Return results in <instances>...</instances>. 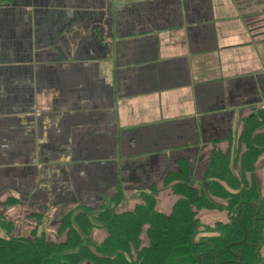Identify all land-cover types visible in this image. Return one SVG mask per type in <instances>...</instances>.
<instances>
[{"label": "crops", "instance_id": "1", "mask_svg": "<svg viewBox=\"0 0 264 264\" xmlns=\"http://www.w3.org/2000/svg\"><path fill=\"white\" fill-rule=\"evenodd\" d=\"M259 112L264 0L0 6V219L57 242L63 216L116 197L155 189L168 212L166 178L203 181Z\"/></svg>", "mask_w": 264, "mask_h": 264}, {"label": "trees", "instance_id": "2", "mask_svg": "<svg viewBox=\"0 0 264 264\" xmlns=\"http://www.w3.org/2000/svg\"><path fill=\"white\" fill-rule=\"evenodd\" d=\"M15 1L0 0V6ZM235 136V151L215 153L203 181L196 183L184 172L166 178L172 198L168 212L160 209L155 189L130 208L116 197L99 212L83 207L63 216L57 242L37 231L29 238L13 237L10 224L0 219V264H259L264 113L246 119ZM205 212L219 217L213 230L204 227ZM145 227L149 244L142 247ZM96 228L108 232L102 243L91 238ZM203 228L209 236H200Z\"/></svg>", "mask_w": 264, "mask_h": 264}, {"label": "rangeland", "instance_id": "3", "mask_svg": "<svg viewBox=\"0 0 264 264\" xmlns=\"http://www.w3.org/2000/svg\"><path fill=\"white\" fill-rule=\"evenodd\" d=\"M239 132V131H238ZM232 149H234V148H232ZM234 151H235V149H234ZM259 174V173H258ZM263 188H264V186H262ZM262 194H264V191H262ZM264 197V196H263ZM264 201V200H263ZM257 202H259V201H257ZM129 207L130 208V204L129 203H127L126 204V207ZM219 214V216H222V217H225V214L224 213H218ZM203 218H202V220H203V222H204V227H212V230L214 229L213 228V226H214V224L215 223H217V219L216 218H219L218 216H216L213 212H205V213H203L202 215H201ZM228 220V219H227ZM30 226V225H29ZM206 228H203L202 230L204 231V232H202V231H200V232H202V233H200V236H203V237H205V236H209V234H208V230L206 229ZM96 229H99V228H96ZM95 230V229H94ZM93 230V231H94ZM93 231H92V233H93ZM42 233H44V234H46L47 235V237H50V235L49 234H47V233H45V231H42V232H40L39 233V235H41ZM91 238H92V234H91ZM141 238H142V247H147L148 246V244H149V242H148V239H147V227H145L144 228V230H143V232H142V236H141ZM199 238V237H198ZM50 240V239H49ZM56 241V240H55ZM97 243V242H96ZM260 256H261V258L262 259H260V263L259 264H264V246L260 249Z\"/></svg>", "mask_w": 264, "mask_h": 264}]
</instances>
